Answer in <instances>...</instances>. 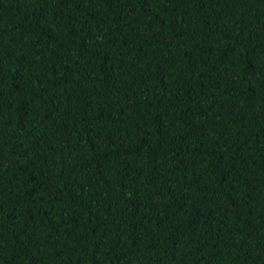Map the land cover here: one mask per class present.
Segmentation results:
<instances>
[{"label":"trees","instance_id":"16d2710c","mask_svg":"<svg viewBox=\"0 0 264 264\" xmlns=\"http://www.w3.org/2000/svg\"><path fill=\"white\" fill-rule=\"evenodd\" d=\"M0 264H264V0H0Z\"/></svg>","mask_w":264,"mask_h":264}]
</instances>
